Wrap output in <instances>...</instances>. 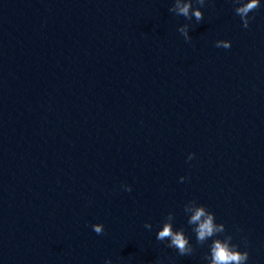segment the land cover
I'll list each match as a JSON object with an SVG mask.
<instances>
[{
    "label": "clouds",
    "instance_id": "clouds-1",
    "mask_svg": "<svg viewBox=\"0 0 264 264\" xmlns=\"http://www.w3.org/2000/svg\"><path fill=\"white\" fill-rule=\"evenodd\" d=\"M200 7L193 8V0H174L173 6L169 9L170 12L175 13L191 20L193 17L197 22L203 19V12L200 10L206 3V0H195ZM237 5L234 9L236 15L241 19L244 28L249 27V14L255 12L262 5L260 0H233ZM189 26L184 24L178 28V31L184 36L185 40H189L188 35ZM216 47H223L228 49L231 47V42L227 40L216 41ZM195 154L190 153L188 160H192ZM181 177V182L184 181ZM126 191H131V187L125 185ZM184 212L190 213L187 223L192 227V231L196 235L197 243L204 245L208 240H212L209 245L210 252L204 257L208 260V264H246L249 258L247 251L238 250V245L232 243L233 237L231 235H224V238H218L220 234L226 232L223 223H217L214 213L210 212L204 205L197 204L195 200H191L184 206ZM172 213H169L171 219ZM145 228L151 229L150 223L145 224ZM92 229L96 234H103V224L97 223L92 225ZM156 239L159 241H169L168 247L174 248L180 255H191L193 247L189 244V239L184 234L183 230L173 231L171 223H165L162 230L157 233ZM105 264H112L111 260H106Z\"/></svg>",
    "mask_w": 264,
    "mask_h": 264
}]
</instances>
